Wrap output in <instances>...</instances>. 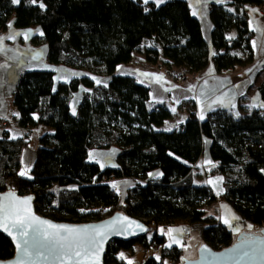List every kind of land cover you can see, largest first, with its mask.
I'll return each mask as SVG.
<instances>
[{
    "label": "trees",
    "instance_id": "trees-1",
    "mask_svg": "<svg viewBox=\"0 0 264 264\" xmlns=\"http://www.w3.org/2000/svg\"><path fill=\"white\" fill-rule=\"evenodd\" d=\"M39 2L43 9L29 0L16 5L0 0V33L11 19L16 29H39L43 35L32 41L46 45L47 64L86 75L67 83H56L50 71L19 76L11 104L25 134L11 139L4 131L0 136V193L33 195L35 212L56 222H95L122 213L147 226L144 237L109 244L103 264H117L122 260L119 252L135 245L143 254L161 248L159 260L139 264H180L182 250L167 248L159 229L183 225L212 249L228 248L235 231L204 211L217 200L234 210L243 227L259 231L264 225V108L240 119L224 109L207 113L203 120L191 113L181 127L166 132L160 129L172 117L167 106L154 105L149 89L133 78L114 75L116 67L129 64L144 45L146 62L165 71L183 69L195 75L207 66L208 45L187 1L169 0L159 7L140 0ZM262 5V0H225L209 6L218 74L252 64L244 8ZM90 76L108 77L109 82L98 85ZM80 89L84 93L73 115L70 101ZM259 95L264 104V84ZM37 129L34 162L21 176L27 138ZM205 139L211 143L212 164L204 166V175L223 178L219 197L192 178ZM111 148L117 151L114 168L101 169L88 161L90 151ZM155 171L159 178L149 175ZM111 179L133 181L123 200L107 183ZM13 256V246L0 234V261Z\"/></svg>",
    "mask_w": 264,
    "mask_h": 264
},
{
    "label": "crops",
    "instance_id": "crops-1",
    "mask_svg": "<svg viewBox=\"0 0 264 264\" xmlns=\"http://www.w3.org/2000/svg\"><path fill=\"white\" fill-rule=\"evenodd\" d=\"M140 1L143 2V0ZM185 1H187V3L189 4L191 13L193 12L194 8L197 11V15L194 17L198 20L201 27L203 39L208 45L209 58L207 66L202 71L195 75H191V77L187 78L183 82L176 83L172 79L167 77L164 68L146 62L144 56L146 45H144L133 53L132 60L129 64L117 66L114 75L133 78L136 83L149 89V98L154 105L167 106L172 114V117L161 127L160 130L163 131L169 128L172 130L174 128L181 127L191 113H196L197 117L200 119L202 110L204 117L211 111L224 109L229 111V113L235 119H240L241 117L246 115V113H250L256 108H264L261 107V105L264 104L261 101L259 95V88L264 84V71L262 69L264 65V33L260 31H252L249 25V21L251 20L253 21L252 27H256L257 25H259L264 28V12L260 10V6H247L244 8L245 17L247 19V27L252 35L251 45L252 41L255 40L257 42V46L255 48H253L252 45V64L239 71H229L226 73L218 74L213 64L214 55H212V53L214 52V49L211 45L212 24L209 20L208 15L209 6L211 4H214L215 2L214 0H201L200 4H197L196 0ZM149 2L155 4L154 0H149ZM262 2V6L264 7V0H262ZM9 24L12 25V28L7 27V30L3 32L4 35L0 37H6L16 32L26 33L29 32V30L31 31L28 39H25L23 35H20L15 36L14 39L4 40V47L8 49V51L4 54H0V120L16 119L17 115L14 114L17 113L11 104V97L14 92L17 80L22 73L34 70L50 71L54 73V79L56 83H65V79H67L69 82L71 79H78L86 75L85 73L69 68L47 64L46 45L40 40H36L37 43H33L32 41L33 38H41L42 35H40L41 32L39 29H16L14 27V19H11ZM37 54H39L40 59L33 60L32 57ZM51 68L59 69L60 72L49 70ZM73 73H75L76 75H72ZM143 73H148L150 75L145 76L142 75ZM57 76H62V78L57 80ZM156 76H162V79L157 82ZM90 77L92 79V76ZM102 79L103 81L100 84L106 86L109 82V78L104 77ZM190 87L193 89L192 91H188ZM165 89H169V91H165ZM83 93L84 90L80 89L73 95L70 104L71 112L73 111V108H75V112H77L78 103ZM192 97H196V99H193ZM217 97H223L224 103L227 105V107L214 103ZM160 99H162L164 103L156 102ZM229 99H231L230 104L228 103ZM168 101H170L169 104ZM172 108L176 109L175 113L172 112ZM237 113H239L238 116L236 115ZM4 131L8 134L9 137L16 135L18 138L20 136L19 132L12 127H7L5 130H1L0 128V136ZM38 132L34 134L37 135ZM31 134H29V137ZM29 137L27 138V141ZM210 144L211 143L208 139L204 140L203 153L199 161L194 166V169L192 171V178L196 185H204L208 187L216 197H219L223 194V180L218 185H209L207 181L210 179L215 181L217 177L221 176L216 175L213 177H206L204 175V166L212 164L207 163V161H211L208 154ZM94 151L96 152L99 150H92L89 153ZM105 151H110V153L107 156H102V159L100 158L101 163H104L106 165L103 169L114 168L115 166L113 165H116L115 156L117 151L113 148ZM34 159L35 150L30 151L27 147L22 153V167L24 169L25 166L31 168ZM88 161L96 163L91 161L90 159ZM97 165L100 167V164ZM157 173L160 172H153V175H151V177L159 178L160 175H156ZM218 190H220L219 195H217ZM214 205H216V209L211 211L212 206ZM204 211L206 212V214L211 212L210 217L216 218V220H218L224 227L229 230H233V227H229L224 223V218L230 219L231 215H235L236 217H238V215L224 201L217 200L209 206H206L204 208ZM235 223L240 224V219L232 221V226ZM169 228L184 230L183 232L176 234L177 238L180 240V245L174 244L170 248L181 249V258L195 259L197 248L202 244L199 237L195 236L192 242L189 243V245H185V230L189 229L185 225L179 227H168L167 229ZM169 243L170 241L168 238V241L166 239V247ZM164 264H166V261L164 262Z\"/></svg>",
    "mask_w": 264,
    "mask_h": 264
},
{
    "label": "snow or ice",
    "instance_id": "snow-or-ice-1",
    "mask_svg": "<svg viewBox=\"0 0 264 264\" xmlns=\"http://www.w3.org/2000/svg\"><path fill=\"white\" fill-rule=\"evenodd\" d=\"M33 5L43 9L45 5L39 0H29ZM157 7L164 4L166 0H154ZM201 0H196L197 4H200ZM217 4H223L225 0H214ZM13 4H19L20 0H12ZM143 3L147 5L149 0H143ZM145 11H148L145 8ZM228 11H233L229 8ZM255 11V10H252ZM193 16L197 15V11L194 8L192 12ZM253 21H249V25L252 31H260L264 33V28L257 25L252 27ZM12 28V25H8ZM29 32L19 33L16 32L6 37H0V54H4L8 51L4 47L5 39H14L15 36L23 35L25 39H28ZM40 35H43L41 32ZM235 37H228V39H234ZM253 48L257 46V42L252 41ZM212 55H216L215 52ZM238 55V54H237ZM33 60L40 59L39 54L32 57ZM47 67V66H46ZM54 72H60L59 69H49ZM119 70V69H118ZM72 75H76L73 73ZM142 75L148 76L150 74L143 73ZM62 76H57L56 79H61ZM93 80L99 85L101 83L96 77H92ZM162 76H156V81L159 82ZM68 82L67 79L64 80ZM190 87L188 91H192ZM55 91V88H53ZM85 91H88L85 89ZM169 91V89H165ZM227 95V94H225ZM187 98V97H186ZM196 99V97H192ZM157 103H164L162 99L157 100ZM178 102V101H177ZM214 103L227 107L224 103L223 97H217ZM228 103H231L229 99ZM210 107V106H209ZM264 107V105H261ZM175 113L176 109H171ZM72 114L75 115V108H73ZM18 115V114H14ZM237 116L239 113L236 114ZM39 119V117H34ZM203 110L200 115V119L203 120ZM182 122V121H181ZM171 129H165L170 131ZM11 139H16L17 136L13 135ZM109 154H93L89 153V159H95L97 164H100L101 169L106 165L101 163L100 159H96V156H107ZM211 163V161H207ZM115 166V165H113ZM30 172V168L25 166L19 175L26 176ZM150 176L153 174H149ZM156 175H161L157 173ZM29 178H31L29 176ZM223 180L222 177H217L215 181L208 180L209 185H218ZM126 183V182H125ZM112 188L117 192L120 191L118 183H113ZM220 194V190L217 191V195ZM32 197L20 198L15 195L14 192H10L5 197H0V230H3L12 237L16 244V250L18 259L16 264H100L101 254L103 252V245L107 241L110 235L130 234L136 235V231L129 232V229H139L140 231H147V229L136 221L130 220L126 216H117L111 222L98 225V226H84L76 227L66 224H55L48 220L42 219L36 216L31 208ZM223 207V206H222ZM235 215H231L229 218H224V223L229 227H232V221L238 220ZM249 229L251 225L248 226ZM183 229L169 228L166 231L161 228L160 232L168 236L170 243L167 247L180 245V240L176 234L183 232ZM233 231L239 232L238 228H233ZM207 251V249H204ZM226 255V261L224 264H264V237H252L246 236L240 240V242ZM121 259H125L124 254H120ZM159 259V257H157ZM128 264H132V261H128Z\"/></svg>",
    "mask_w": 264,
    "mask_h": 264
},
{
    "label": "water",
    "instance_id": "water-1",
    "mask_svg": "<svg viewBox=\"0 0 264 264\" xmlns=\"http://www.w3.org/2000/svg\"><path fill=\"white\" fill-rule=\"evenodd\" d=\"M10 192H13V191H9L8 190V191H6L4 193H0V197H5ZM14 193H15V195L17 197H20V198L29 197V196L32 197L31 208H32L34 214L36 216L42 218V219L48 220V221H50L52 223H55V224H66V225H69V226H76V227H84V226H89V225L90 226H98V225H104V224H107V223L111 222L114 218H116L119 215V216H126L130 220L138 222L139 224L143 225L148 231L147 226L143 222H141L138 219L132 218L130 216L124 215L122 213H114L112 216L106 217V218H104L101 221L88 222V223L75 224V223H67V222H56V221L50 220L48 218H44L42 216H39L35 212V209H34L35 202H34L33 195H31V194L20 195L17 192H14ZM133 230L136 231V233H137L136 235H130V234L125 233V234H121V235H110L108 237L107 241L103 245V252L101 254V262H100V264H103L105 251H106L107 245L110 242L128 243V242H130L132 240H135L137 238L144 237L147 234V231L146 232L145 231H140L139 229H135L134 227H133V229H129V232H131ZM0 234L3 235L5 238H7L10 241L11 245L13 246V248H14V256H13V258L10 259V260H7V261H0V264H16V261L18 259V254H17L15 242L13 241L12 237L8 235L7 232H5L3 230H0ZM246 236L264 237V229H261V230L257 231V233H250V232L243 231V232L239 233L235 237V240H234V242H233V244L231 246H229L228 248H225L223 250H220V251L214 250L211 247H209L207 244L202 243L197 248L196 258L195 259L181 258V263L180 264H224V262L226 261V255L225 254L229 253L240 242V240L242 238L246 237ZM204 249H207V251H204Z\"/></svg>",
    "mask_w": 264,
    "mask_h": 264
},
{
    "label": "rangeland",
    "instance_id": "rangeland-1",
    "mask_svg": "<svg viewBox=\"0 0 264 264\" xmlns=\"http://www.w3.org/2000/svg\"><path fill=\"white\" fill-rule=\"evenodd\" d=\"M3 35H4V33H0V36H3ZM92 77H94V76H92ZM102 78H104V77H97V79L100 80L101 83L103 81ZM70 104H71V101H70ZM246 114H249V113H246ZM34 133H36V132L34 131ZM34 133L31 134L30 137H29V139H28V141H29V143H28V149L30 151L36 150V148L38 147L37 135H35ZM23 134H25V132H23ZM22 136H24V135H22ZM91 153H93V154H109L110 151H96V152L94 151V152H91ZM100 158L102 159V156H96V159H100ZM88 160H89V157H88ZM91 161L95 162V159H92ZM107 183L110 184V185H112L113 183H118L119 188H120V191L119 192H117L116 190L115 191H116L117 195L119 196L120 200H123L125 198L126 190L128 188L132 187V185H133V181L130 180V179H122V180H113V179H111ZM215 209H216V205L212 206L211 211H213ZM210 213L211 212L207 213V215L210 216ZM232 227L239 229V232H235V236L234 237H236L239 233H241L243 231L250 232V233H253V232L257 231L255 228H250L249 229V228H247L245 226L243 227L239 223L238 224L235 223ZM166 230L167 229H165V231ZM159 232H160V229H159ZM163 235L166 237V239L168 241V236L165 235V234H163ZM195 236H198L195 232H192L191 230H185V237H184V239H185V245H189V243L192 242V240H193V238ZM160 252H161V248H157V249H151L148 252H146L145 254H143V250L140 248V246L139 245H135L129 251H120L119 254H118V256L120 257V254L123 253L124 254V257H125V259H123V260H125L127 262V264H128V261L129 260L132 261L133 264H139L140 262L141 263L142 262H145L148 258H154V259L158 260L157 257L160 256Z\"/></svg>",
    "mask_w": 264,
    "mask_h": 264
},
{
    "label": "built area",
    "instance_id": "built-area-1",
    "mask_svg": "<svg viewBox=\"0 0 264 264\" xmlns=\"http://www.w3.org/2000/svg\"><path fill=\"white\" fill-rule=\"evenodd\" d=\"M259 8L262 12H264L263 6H260ZM166 75L168 78L172 79L176 83L183 82L184 80H186L188 77L191 76L187 73V71H185L183 69H174V68L167 70ZM169 103H170V101H168V104ZM0 121H1V124H0L1 130H5L7 127H12L14 129H16L21 135H24L23 134L24 130H22L19 127V124L16 120H0ZM35 132H38V129L35 130ZM23 170H24V168H23ZM88 222H94V221H92V220L86 221V223H88ZM261 229H264V225L259 227V230H261ZM112 243H114V242H110L109 244H112ZM117 264H126V261L122 259L121 261L117 262Z\"/></svg>",
    "mask_w": 264,
    "mask_h": 264
},
{
    "label": "flooded vegetation",
    "instance_id": "flooded-vegetation-1",
    "mask_svg": "<svg viewBox=\"0 0 264 264\" xmlns=\"http://www.w3.org/2000/svg\"><path fill=\"white\" fill-rule=\"evenodd\" d=\"M253 233H257V231L253 232Z\"/></svg>",
    "mask_w": 264,
    "mask_h": 264
}]
</instances>
